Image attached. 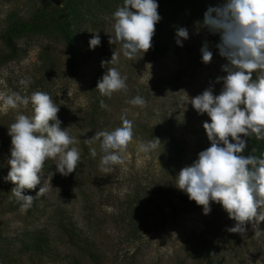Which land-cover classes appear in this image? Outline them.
I'll use <instances>...</instances> for the list:
<instances>
[{
    "label": "rangeland",
    "instance_id": "374dc122",
    "mask_svg": "<svg viewBox=\"0 0 264 264\" xmlns=\"http://www.w3.org/2000/svg\"><path fill=\"white\" fill-rule=\"evenodd\" d=\"M35 1L69 3L70 8L84 13L83 55L71 71L59 40L45 33L23 38L20 57L0 63V97L12 93L30 97L36 91L49 94L59 106L61 128L77 141L69 147L79 150L80 160L77 169L64 176L56 170L57 161L48 158L41 184L35 188L46 191L36 196L38 191L33 194L35 189H30L36 200L30 211L22 204L13 207L15 185L6 180L11 158L8 127L17 114L32 116L33 108L31 103L9 108L0 99V264H72L71 257L78 264H264V221L246 224L243 234L231 233L228 229L236 222L220 204L210 205L211 211L205 215L203 207L190 209L178 197L188 196L176 185L178 173L211 146L203 127L210 118L198 114L189 101L207 89L219 95L223 88L217 78L227 75L222 66L228 61L216 47L220 34L203 27V20H182L177 29L184 27L189 32V38L181 40L182 46L176 43L175 33L164 55L153 57L148 50L129 59L119 43H109L114 35L112 15L124 0ZM187 1L169 0L165 8H187ZM30 2L0 0V27L10 11L25 13ZM96 34L100 44L91 48L89 41ZM205 42L213 54L207 64L200 51ZM114 53L118 60L110 64ZM111 67L127 77V90L107 97L96 88ZM258 75L259 71L253 73L252 79ZM22 79L27 83L21 84ZM136 96L144 98L145 106L126 102ZM101 101L106 108L100 106ZM122 116L133 122V140L121 153L122 163L105 172L100 142L90 139L98 131L122 126ZM153 138L160 141L155 150L138 151L139 143ZM83 147L89 149L90 161ZM92 149L96 157L91 156ZM142 200L151 207L132 233L126 225L129 206ZM71 226L81 248L66 244L63 227ZM41 230L48 238V251L42 255L25 245ZM256 231L261 234L256 236Z\"/></svg>",
    "mask_w": 264,
    "mask_h": 264
},
{
    "label": "clouds",
    "instance_id": "9594fccd",
    "mask_svg": "<svg viewBox=\"0 0 264 264\" xmlns=\"http://www.w3.org/2000/svg\"><path fill=\"white\" fill-rule=\"evenodd\" d=\"M158 7L156 0H124L123 6L112 15L114 35H110L109 43H119L123 55L129 59L141 51L147 52L152 47L155 25L161 19ZM203 27L220 34L216 47L228 61L222 66L227 75L217 78V82H223L219 95L207 89L189 101L198 114L206 113L210 118L211 122H204L203 127L211 146L200 151L190 166L180 170L176 185L203 207L205 215L211 211L210 202L219 203L236 222L228 231L243 234L246 224L259 225L264 221V157L242 155L247 143L241 138V135H255L257 140H264V0H224L215 7L210 6L204 13ZM176 37V43L182 46L181 40L188 39L189 32L180 27ZM99 44L100 36L96 34L89 45L95 48ZM200 51L202 61L211 62L213 54L206 42ZM117 60L114 53L110 64ZM257 71L260 75L253 80L252 74ZM126 80L117 68L111 67L98 81L96 89L101 95L111 97L114 92L127 90ZM20 83L27 81L22 79ZM0 99L9 108L29 103L33 108L32 116L17 114L8 127L11 158L6 180L15 185L12 195L27 208L34 197L23 192L41 184L45 161L56 160V170L67 176L77 169L80 152L76 147H69L77 141L61 128L59 106L49 94L36 91L29 97L12 93ZM126 102L140 107L146 104L140 96ZM100 106L107 107L103 101ZM121 120L122 126L112 131H98L90 139L100 142L103 153L100 162L105 172L111 171V165L122 163L121 153L133 140V122L123 116ZM159 145V139L153 138L139 143L138 151L149 153ZM90 154L96 157L97 152L92 149ZM45 191L40 187L36 196ZM260 234L255 232L256 236Z\"/></svg>",
    "mask_w": 264,
    "mask_h": 264
},
{
    "label": "trees",
    "instance_id": "16d2710c",
    "mask_svg": "<svg viewBox=\"0 0 264 264\" xmlns=\"http://www.w3.org/2000/svg\"><path fill=\"white\" fill-rule=\"evenodd\" d=\"M169 0H156L158 3V13L161 17L159 22L155 25V33L152 39V47L149 49L151 56L156 57L164 55L169 48L170 42L175 36L176 29L182 20L190 19L201 22L204 18V13L208 7H215L223 0H188V7H178L169 11L165 8V3ZM84 21V13L76 7L70 8L68 3L62 5L55 4L54 1L37 2L31 0L25 13H18L16 11H10L0 27V63L17 59L23 53V46L21 40L28 38L32 35L48 34L53 36L54 39L59 40L65 47L67 53V62L71 71L77 66L78 60L83 55V48L80 40V33L82 23ZM43 77L38 79V82H42ZM170 141H174L170 136ZM247 143V147L242 155H255L257 157H264V140H257L255 135L244 138ZM87 147H83V154L89 158V152ZM255 150V151H253ZM30 189H25L23 194L30 195ZM32 191L31 193L37 192ZM36 195V194H34ZM178 197L182 202L190 209L200 208L202 206L197 205L193 200L189 199V196L180 194ZM35 198L33 202H35ZM140 204L134 203L129 206V213L126 217L127 229L135 233L140 228L142 223V217L145 212L149 211L151 203L148 201ZM131 203V202H130ZM13 207L22 204L15 197L12 199ZM212 204H219L210 202ZM32 206V205H31ZM31 207L26 210L30 211ZM66 235V244L73 248H81V243L78 240L76 230L73 226L68 229L63 227ZM86 236V235H85ZM89 238L90 242L91 239ZM87 238V239H88ZM47 236L43 231H38L30 236L29 242H27L26 248H32L34 251H39L40 255L44 252L47 253ZM90 246L86 243V249ZM56 256V255H54ZM53 256V257H54ZM72 264H78L79 260L71 257Z\"/></svg>",
    "mask_w": 264,
    "mask_h": 264
}]
</instances>
